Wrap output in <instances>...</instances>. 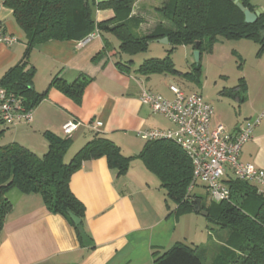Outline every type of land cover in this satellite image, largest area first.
Here are the masks:
<instances>
[{"label":"crops","instance_id":"obj_1","mask_svg":"<svg viewBox=\"0 0 264 264\" xmlns=\"http://www.w3.org/2000/svg\"><path fill=\"white\" fill-rule=\"evenodd\" d=\"M163 2L135 0L130 16L143 19L139 28L142 34L149 33L157 23L153 15ZM249 3L264 14L262 4L254 0ZM113 16L109 9L95 11L96 22ZM0 28L15 38L10 45H0L1 80L26 52L24 35L15 24L5 0H0ZM92 33L95 35L84 44L82 40L48 41L29 52L27 61L34 69L32 87L37 94H46L32 109L30 123L11 127L0 123V145L18 143L43 156L48 149L47 134H52L70 139L69 150L76 153L99 133L115 145L132 148L128 139L134 138L133 135L138 137L140 131L173 128L165 118L151 113L139 101L141 86L172 99L168 87L175 84L170 75L139 74L141 64L134 68V61L124 60V54L118 52L119 43L112 35L96 30ZM262 35L264 38V33ZM104 41L112 48L110 51L105 50ZM97 55L100 57L93 61ZM118 58L124 63L132 61L129 69L120 68ZM55 77L68 84L87 80L79 103L49 86ZM242 80L245 91L239 92L237 85L227 93L235 102L241 103L238 115L211 101L209 104L215 115L211 124L220 123L224 127L223 135H231L240 124L263 114L251 140L243 145L239 160L264 170V74L255 70L250 78L245 75ZM70 120L78 122L79 127L66 137L61 127ZM96 121L102 124L99 131L90 127ZM137 166L136 170L129 167L120 174L101 157L84 162L71 176L69 188L84 206L83 231L93 242L91 247L82 245L73 227L63 217L50 214L40 196L11 189L6 195L11 211L0 233V264H152L153 253L160 254L176 243L175 219L166 210L167 202L158 196L161 189L152 185L143 164ZM196 187L192 195H195Z\"/></svg>","mask_w":264,"mask_h":264},{"label":"trees","instance_id":"obj_2","mask_svg":"<svg viewBox=\"0 0 264 264\" xmlns=\"http://www.w3.org/2000/svg\"><path fill=\"white\" fill-rule=\"evenodd\" d=\"M244 8H254L249 0H240ZM135 0H5L12 10V17L24 35L25 57L10 68L0 80V86L13 93L27 109H33L46 92L37 94L33 87L34 69L29 66V52L48 41H79L93 31L109 33L119 43L118 52L130 56L143 53L148 45L166 38L172 52L178 46L198 44L199 61L193 63V73L184 74L190 79L201 75L200 57L207 46L219 37L224 39H252L264 47V14L254 24L244 22L243 13L229 0H166L155 12L161 20L147 34L139 30L143 19L130 16ZM112 10L113 18L96 22L95 11ZM105 50H111L104 41ZM97 55L93 61L97 60ZM128 63L117 62L120 68L129 69ZM141 75L160 73L176 75L174 65L167 55L163 59L145 60L138 68ZM87 80L79 79L72 84L53 78L50 85L64 95L80 102ZM239 80V92L245 91ZM48 149L38 156L18 143L0 145V233L5 218L11 211L6 195L11 189L23 194L40 196L50 214L63 217L78 231H83L84 206L69 188L71 176L89 160L104 157L110 167L124 174L132 159H139L145 169L153 174L176 211L193 210V201H200V208L207 219L214 221L219 231L225 232V248L212 264H264V197L258 196L255 188L245 182L227 176L224 180L230 190L228 201L203 205V200L188 191L193 177V167L187 155L174 143L165 140L146 141L135 157L121 154L120 148L111 140L95 133V136L65 162L71 146L70 139H61L47 134ZM68 212L79 217L82 223L75 227ZM81 242V241H80ZM198 248L184 243H175L160 254L153 253L152 264H204Z\"/></svg>","mask_w":264,"mask_h":264},{"label":"built area","instance_id":"obj_3","mask_svg":"<svg viewBox=\"0 0 264 264\" xmlns=\"http://www.w3.org/2000/svg\"><path fill=\"white\" fill-rule=\"evenodd\" d=\"M95 33L88 35L81 43L88 42ZM15 38L0 28V45H10ZM139 85L140 82H139ZM172 99H166L143 86L139 101L151 113L165 118L171 130H144L137 133L143 141L165 140L178 146L190 159L193 177L188 191L200 183L209 199L214 203L228 201L230 190L224 180L227 176L248 183L255 188L258 196L264 197V170L252 163L239 160L241 149L251 140L254 128L259 125L263 114L251 121L240 124L231 135H223L220 123L212 126L215 118L212 107L197 92L185 93L175 85H169ZM32 120V110L27 109L18 97L0 86V123L11 127L28 124ZM79 127L76 121H67L61 131L70 137ZM91 129L99 131L102 124L91 123Z\"/></svg>","mask_w":264,"mask_h":264},{"label":"rangeland","instance_id":"obj_4","mask_svg":"<svg viewBox=\"0 0 264 264\" xmlns=\"http://www.w3.org/2000/svg\"><path fill=\"white\" fill-rule=\"evenodd\" d=\"M254 1L264 6V0ZM153 20L159 23L161 18L158 14H154ZM170 49L171 46L168 43L163 44L154 41L148 45L147 50L143 53L134 56L124 54L123 59L134 61L135 68L145 60L163 59L168 55L178 72L176 75H170L171 81L175 85L181 88L182 91L199 93L207 103L211 101L218 102L224 108H227L226 111L234 115H238L241 103L235 102L231 96H228V89L237 86L238 81L244 78L245 75L250 78L255 70L264 74V47H262V43L252 39L228 40L219 37L215 43L207 46L200 57L202 76L198 80H196L197 78L190 79L184 76L187 73L195 74L192 70V65L195 63L192 48L190 46H178L172 52H168ZM123 59L121 61L118 58L117 61L124 63ZM133 136L134 138L128 139V142L133 146L132 148L124 144H116L122 155L135 157L143 149L146 141L135 135ZM74 152L73 149L68 151L65 156L66 163L73 157ZM137 165L142 167L140 160L132 159L128 168L136 170ZM145 175L152 179L153 186L156 185L157 188L159 187L158 189H161L158 196L167 202L168 208L166 210L175 219L174 241L197 247L198 255L204 264L214 263L218 256L224 252L226 246L225 232L219 231L215 222L208 220L207 216L195 213L193 210L184 211L181 209L180 212L176 211V205L167 198L165 191L160 188L158 179L148 172H145ZM196 186L194 194L203 200L204 206L210 207L214 202L209 199L203 185L198 183ZM174 244L172 243L169 248Z\"/></svg>","mask_w":264,"mask_h":264},{"label":"water","instance_id":"obj_5","mask_svg":"<svg viewBox=\"0 0 264 264\" xmlns=\"http://www.w3.org/2000/svg\"><path fill=\"white\" fill-rule=\"evenodd\" d=\"M229 1L232 2L243 13L244 22L246 24H254L257 21V19L260 17V15L262 14L261 9H253L252 11H250V10L244 8V6L240 0H229ZM156 42L163 43V44L168 43L166 38L156 40ZM193 57H194V62L197 63L199 61L198 44L194 45ZM193 211L195 213H200L203 216H207L206 211H204L200 208V201L199 200L193 201ZM68 217L75 227H78L82 223L81 219L71 212H68ZM78 235H79L80 241L84 247L93 246V242L88 238V236L86 235V233L84 231L79 230Z\"/></svg>","mask_w":264,"mask_h":264}]
</instances>
